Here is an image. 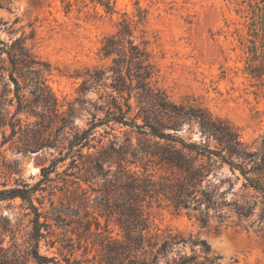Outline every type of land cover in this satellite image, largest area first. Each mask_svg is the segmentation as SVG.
Instances as JSON below:
<instances>
[{
    "label": "rangeland",
    "instance_id": "374dc122",
    "mask_svg": "<svg viewBox=\"0 0 264 264\" xmlns=\"http://www.w3.org/2000/svg\"><path fill=\"white\" fill-rule=\"evenodd\" d=\"M125 20L148 41L156 87L175 103L200 107L229 122L246 145L254 149L260 145L264 135V0H0V41L11 44L24 37L29 51L49 65L47 85L62 110L73 106L74 123L87 127L90 112L104 116L99 108L112 89L110 84L82 82L94 69L105 71V77L111 74V59L102 58L100 49ZM2 46L0 65L7 70L0 69V113L3 103L13 113L15 105L9 102L16 101L15 84ZM131 102L136 105V97ZM20 117L24 123L34 121L24 114ZM115 128L113 134L121 139L131 131L127 126ZM5 129L0 127V143ZM104 129L100 127L98 133ZM187 130L184 123L179 133L200 139L198 125L194 131ZM106 136L108 144L114 137ZM1 151L0 190L27 187L33 190L35 205L43 203L41 221L47 217L51 225L50 233L42 230L45 237L39 248L52 260L48 264H108V248L125 240V231L95 199L98 192L94 189L102 181L85 183L65 175L69 160L59 163L46 179L42 168L58 156L52 149L24 151L20 142L7 143ZM133 170L153 188L140 196L152 242L159 244L170 233H179L186 240L182 249L187 254L206 256L215 264H264V200L243 187L238 171L225 168L216 178L222 204L207 211V225L202 226L199 212L177 210L158 193L164 170L151 162L147 169L139 165ZM63 178L68 180L67 192ZM244 206L251 211L248 217L236 210ZM27 212L19 196L0 201V258L5 253L1 246L9 249L10 257L28 245L33 216ZM197 240H205L209 250L203 252ZM146 249L151 247L146 245Z\"/></svg>",
    "mask_w": 264,
    "mask_h": 264
},
{
    "label": "trees",
    "instance_id": "16d2710c",
    "mask_svg": "<svg viewBox=\"0 0 264 264\" xmlns=\"http://www.w3.org/2000/svg\"><path fill=\"white\" fill-rule=\"evenodd\" d=\"M0 43L10 64L16 100L9 102L15 105L13 113L1 104L0 127L6 129L2 132L0 158L1 149L7 143L21 142L24 151L44 147L58 153L48 167L42 168L46 179L59 163L69 160L63 171L65 175L76 176L85 183L99 185L102 181L101 187L94 189L98 192L95 199L106 215L114 217L125 231V240L116 241L108 248V264H215L206 256L201 259L198 254H187L182 249L186 244L182 234L170 233L159 244L151 241L140 196L148 195L153 188L142 181L133 166L147 169L151 162L164 170L158 193L177 210L199 212L197 219L206 226L207 211L222 204L215 182L225 168L234 173L238 171L243 178V187L255 191L264 200V135L254 149L241 140L238 130L229 122L214 118L200 107L172 101L164 90L153 84L156 70L148 41L136 33L129 21L120 23L118 30L102 43L100 52L102 58L111 59V74L105 77V71L94 69L82 82L110 84L112 89L99 108L103 117L88 110L91 118L87 127L74 123L73 106L68 111L62 110L47 85L49 65L29 51L24 37L16 38L11 44ZM0 69L7 70L2 65ZM133 97H136V105L131 102ZM21 114L33 117L34 121L24 123ZM184 123L188 125V132L198 125L200 139L181 135L179 130ZM116 125L127 126L131 131L121 139L113 134ZM103 126L104 131L98 133ZM106 135L114 137L108 139V144ZM69 169L72 172H68ZM222 181L220 179V183ZM63 182L64 189L69 191L67 178H63ZM18 196L29 209L27 215L33 216L31 236L28 245L10 257L9 249L1 246L5 253L0 264H24L31 260L35 264H48L52 260L41 254L39 248L40 240L45 237L42 230L47 229L50 233L51 225L46 216V220L41 221L43 203L40 202V207L35 205L33 190L27 187L0 190V201ZM52 205L55 206L53 201ZM236 210L246 217L251 212L248 206ZM220 217L224 218L223 215ZM197 243L203 252L209 250L205 240H197ZM146 245L151 250H147Z\"/></svg>",
    "mask_w": 264,
    "mask_h": 264
}]
</instances>
